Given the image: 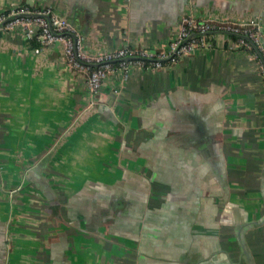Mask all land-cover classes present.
<instances>
[{
	"label": "crops",
	"instance_id": "crops-1",
	"mask_svg": "<svg viewBox=\"0 0 264 264\" xmlns=\"http://www.w3.org/2000/svg\"><path fill=\"white\" fill-rule=\"evenodd\" d=\"M14 5L52 7L94 52L169 50L190 8L264 20V0H0V13ZM232 40L131 65L92 106L60 43L38 54L1 32L0 264H264V78Z\"/></svg>",
	"mask_w": 264,
	"mask_h": 264
},
{
	"label": "built area",
	"instance_id": "built-area-1",
	"mask_svg": "<svg viewBox=\"0 0 264 264\" xmlns=\"http://www.w3.org/2000/svg\"><path fill=\"white\" fill-rule=\"evenodd\" d=\"M21 31L25 37L43 49L55 43L62 45L65 66L86 79L90 104L97 100L111 75L122 81L128 78L131 65L140 68H159L165 61L188 57L213 39L231 37V47L245 49L264 77V45L261 25L256 20L243 21L227 17L203 16L194 9L182 17L169 50L153 52L148 49L123 47L111 51L91 52L79 29L50 6L29 7L14 5L0 13V33Z\"/></svg>",
	"mask_w": 264,
	"mask_h": 264
},
{
	"label": "flooded vegetation",
	"instance_id": "flooded-vegetation-1",
	"mask_svg": "<svg viewBox=\"0 0 264 264\" xmlns=\"http://www.w3.org/2000/svg\"><path fill=\"white\" fill-rule=\"evenodd\" d=\"M256 21L261 25L262 42L264 45V20L262 18H259V19H256ZM252 63H254V61ZM95 102H97V100ZM95 102L90 104V105H92V106L95 105ZM198 120H200V121H198ZM202 120H203L202 118L197 119V121H196V122H198L197 125L195 123H190V124H188L187 128L185 129V131H189V133L190 132L195 133L194 135H192L190 133L191 140L194 136L196 139V142L192 141V143H191L192 148L193 147L194 148L195 147L200 148L202 143L204 142V137L206 136L205 135L206 129H205V126L202 124ZM190 121H192V120H190ZM191 128H194L195 130L193 131ZM189 133L187 132L186 134H189ZM183 136L185 137L184 134H183ZM214 230H216L215 227H214ZM187 258L190 261V264H252L249 257H221L220 255L218 256V254H216V253H214L212 255V257H187ZM148 264H153V263H148Z\"/></svg>",
	"mask_w": 264,
	"mask_h": 264
},
{
	"label": "water",
	"instance_id": "water-1",
	"mask_svg": "<svg viewBox=\"0 0 264 264\" xmlns=\"http://www.w3.org/2000/svg\"><path fill=\"white\" fill-rule=\"evenodd\" d=\"M60 15L61 16H63V17H66L65 15H62L61 13H60ZM67 18V17H66ZM86 49H87V44H86ZM88 50V49H87ZM88 51H90V50H88ZM91 52H94V51H91ZM95 52H103V51H95Z\"/></svg>",
	"mask_w": 264,
	"mask_h": 264
},
{
	"label": "rangeland",
	"instance_id": "rangeland-1",
	"mask_svg": "<svg viewBox=\"0 0 264 264\" xmlns=\"http://www.w3.org/2000/svg\"><path fill=\"white\" fill-rule=\"evenodd\" d=\"M173 40H174V37H172V39L170 40V42L173 41ZM141 50H142V49H141ZM166 51H167V50H166ZM159 52H161V51H159Z\"/></svg>",
	"mask_w": 264,
	"mask_h": 264
},
{
	"label": "trees",
	"instance_id": "trees-1",
	"mask_svg": "<svg viewBox=\"0 0 264 264\" xmlns=\"http://www.w3.org/2000/svg\"><path fill=\"white\" fill-rule=\"evenodd\" d=\"M34 43L36 44V46L39 45V44H38L37 42H35V41H34Z\"/></svg>",
	"mask_w": 264,
	"mask_h": 264
}]
</instances>
